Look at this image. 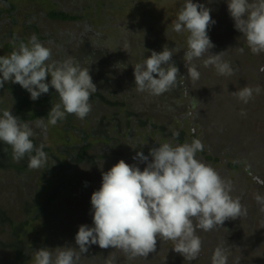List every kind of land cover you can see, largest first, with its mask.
<instances>
[{"label":"rangeland","instance_id":"obj_1","mask_svg":"<svg viewBox=\"0 0 264 264\" xmlns=\"http://www.w3.org/2000/svg\"><path fill=\"white\" fill-rule=\"evenodd\" d=\"M10 1L15 7L11 13L4 11L7 5L0 0V55L11 52L4 50L7 42L15 46L18 43L14 39L27 42L32 34H36L46 46L51 47L53 59L62 60L72 56L81 63L88 61L90 66H86L89 67L92 81L97 84L102 78L110 84L114 83L119 94L132 96V101L124 99L125 103L130 105V113H138L139 119H148V123L155 125H139L130 114L128 121L131 127L129 133H125L128 136L125 140L122 139L119 148L116 149L110 143L105 146L102 142L92 143L90 152L104 156L98 159L99 165L91 171H107L121 159L129 164L135 163L132 157L137 150L148 155L149 149L158 144L169 140L176 143V132L183 133L178 137L181 143H190L194 138L200 139L204 147L197 153V158L214 168L223 179L230 181L231 186L234 184L238 189H242L240 195L244 197V203L250 206L249 211L258 209L255 230L260 231L261 235L252 242L247 241V236L242 237V241H227L216 236L215 228L207 232L200 231L198 235L202 240V249L191 264H210L213 249L221 243L231 252L229 264H232L233 258L237 256L240 257V264H264V254H261L264 253V210L259 208L261 205L255 199L256 194L264 195V53L255 55L250 51L244 37L235 30L224 0L195 2L209 7L210 15L215 21V24L208 28V35L214 44L209 52L217 54L225 51L223 59L231 63L235 74L221 76L213 67H204L201 61H196L201 73L196 82H192L187 76L188 66L182 59L187 33L171 31L184 0ZM101 5L107 8L103 10ZM49 9L63 10L77 17L65 21L49 19L46 16ZM29 24L33 26L28 27ZM164 45L180 49L173 55L172 61L182 75L178 77L180 80L177 84L185 81L187 93L179 87L160 96L138 93L134 86L133 67L140 62L143 53L148 56L150 50L159 52ZM240 48H243V52L238 51ZM247 85L253 89L259 87L261 91H253L252 99L245 104L239 101L235 92ZM9 98L13 101L11 97H7L8 100ZM50 101L54 105L59 99L55 97ZM9 108L14 115L12 106ZM102 108H106V105H102ZM95 110L97 109L90 113ZM124 118L123 114L120 115L122 121ZM67 124L79 131L90 132L86 118L80 120L73 114L68 115L67 120L59 121L56 127L49 125L46 133L39 129H36V132L40 133L45 145L57 150L65 143L66 136L69 137L71 145L78 142V134L74 130H69L68 133L63 131ZM156 126L164 129H157ZM108 134H112V131H108ZM190 134L194 137H190ZM234 157L239 161H246L241 166L237 164V168L233 169L229 162ZM247 165H251L253 169L246 177L244 169ZM49 167L50 165L46 164L41 169L49 171L48 179L55 185L56 180L60 179L59 169ZM139 167L142 169L144 164ZM12 173L0 169V208L7 209L8 214L15 219L13 223L20 227L19 234L25 230L26 234L19 239L25 241L31 249L28 252V261L20 264H33V251L41 247H75L74 239L71 243L64 244L51 241L50 237L55 234L67 236L69 229L77 232L78 221L91 226L92 221L88 217L91 208L90 195L82 192L81 188L79 191L74 189L77 194L75 198L72 197V190L60 193L51 189L54 199L62 200V208L54 207V203L50 202L47 214L32 217L31 210H21L20 206L14 208L15 203H23L24 196L17 191V184H22L21 180L12 178ZM239 178H242L239 184L234 183V180ZM245 179L247 183L244 182ZM30 182L31 190L37 191L39 185L35 183H39V179L32 174ZM99 186V183L96 184V190ZM231 195L236 198L233 187ZM36 202H43L42 194L37 195ZM14 224H7L3 229L0 226V241L7 243L17 239L12 231ZM254 236L255 233H252L251 237ZM172 247V241L158 238L155 252L146 257L129 258L118 249H101L92 245L89 251L81 256L80 264H106L107 260L113 257L114 264H184L183 257L174 252ZM10 251L11 249L5 251L0 247V264H11L8 257Z\"/></svg>","mask_w":264,"mask_h":264},{"label":"clouds","instance_id":"obj_2","mask_svg":"<svg viewBox=\"0 0 264 264\" xmlns=\"http://www.w3.org/2000/svg\"><path fill=\"white\" fill-rule=\"evenodd\" d=\"M224 2L235 30L244 37L250 51L255 55L264 53V0ZM210 13L211 9L205 4L184 0L171 26V31L187 33L182 59L188 66L187 76L192 82L198 81L201 75L196 61H201L204 67H213L218 75L235 74L231 63L223 59L225 51L209 52L214 44L208 28L215 24ZM179 51L164 45L159 52L150 50L148 56L143 53L140 62L133 67L135 90L160 96L175 88L182 75L172 57ZM238 51L243 52V48ZM8 82L19 84L33 101L47 94L50 87L59 96V102L51 106L46 119L37 118L35 122L21 120L10 108H0V143L11 147L15 161L27 156V166L39 169L47 163L49 156L44 144L37 147L33 142L36 129L46 133L49 125L56 126L69 114L84 120L92 111L90 98L97 87L88 66H82L72 56L53 59L51 47L36 34H32L27 42L15 44L9 54L0 55V89ZM253 91L259 93L261 89L245 86L235 95L246 104L252 99ZM179 135V132L174 133L176 143L169 140L158 144L149 149L148 155L137 150L132 157L135 163L121 159L107 171H102L100 186L90 195L88 217L91 226L78 221L77 232L69 229L67 236L55 234L50 237L51 241L64 244L74 239L75 247H41L33 251V264H80L81 256L92 245L118 249L129 258L146 257L156 251L158 238L172 241L171 249L191 264L202 249L200 231H211L228 219L246 215L247 210L238 198L232 197L231 182L197 158V153L204 147L201 140L194 138L190 143H181ZM140 164H144L142 169ZM64 178L63 175L59 179L62 185L66 183ZM82 180L79 178V184ZM241 180L235 179L234 183L239 184ZM59 183L58 192L64 193ZM80 188L82 186L77 191ZM51 199L54 207L62 208V200H55L53 195ZM255 199L264 210V195L256 194ZM14 241L24 250L22 262L28 261L31 248L19 238ZM230 255L229 248L221 243L213 249L210 264H229ZM114 259L107 260L106 264H114ZM232 264H240V257H234Z\"/></svg>","mask_w":264,"mask_h":264},{"label":"trees","instance_id":"obj_3","mask_svg":"<svg viewBox=\"0 0 264 264\" xmlns=\"http://www.w3.org/2000/svg\"><path fill=\"white\" fill-rule=\"evenodd\" d=\"M2 3L7 5V9H5L4 11L7 10V12L11 13L10 11H13L15 9L13 3L10 0H2ZM101 6L103 7V10L107 8L105 5ZM46 16L49 19H56L61 21L74 20L77 17V15H71L63 10L58 9H49ZM32 26V24L28 25V27ZM10 34L12 33L10 32ZM14 41L19 43L20 39H14ZM13 47L14 44L7 42L5 44L4 50L12 51ZM81 64L82 66H86L88 64L90 66V63H88V61H83ZM179 80L180 78H178V81ZM93 83L96 85L97 91L90 98V103L92 105V110H97H95L93 113H90L86 117V122L88 124V128L90 129V132L86 133L84 130L79 131L77 129H74L69 124L65 125L63 127V131L68 133L69 130H74L78 134V142L74 145H71L69 137L66 136L64 140L65 143H63L57 150L53 149V147L50 148L49 146L45 145L40 133H37V135L33 137V142L37 147L40 144L45 145L44 150L49 156L46 164L50 165V169H59V178L63 175L65 176L63 182L65 181L66 183L64 185H62V182L59 183V179L57 178L58 180L55 179L56 182L54 186V184L48 179L49 171L42 170L41 168H29L27 166V156L19 162L15 161L12 158L11 147L0 143V169L9 173L13 172L12 178L19 179L22 182V184H17L19 186L17 191L24 196L23 203L21 205L19 202L15 203L14 208L20 206L21 210L29 209L32 211V217L38 214H47V207H49L50 202L52 201L51 198L53 192L51 191V189L58 192V183L59 188L62 189L63 192H65L66 190L74 191V194L72 196L73 198L76 197L77 194L75 193V190L77 191L79 186H82V192L91 195V193L96 190V184L101 183V173L92 172L91 170L97 168V166L99 165L98 159L103 158L104 156V154L101 155L100 153L90 152L92 143L102 142L104 146L110 143L112 146H115L116 149L119 148L122 143V139L125 140L128 136L125 135V133H129L131 127V124L128 121L130 114L133 115L135 121L138 122L139 125L145 126L149 124L151 126H155L152 123H148V119H145V121L139 119L138 113H130V105H128V103L126 104L124 99L132 101V96L119 94V90L117 89L118 87L115 86L114 83L110 84L108 80L102 78L97 82V84L94 81ZM247 86L251 87L250 85ZM6 96L11 97L12 99L16 96L13 99V101L16 103H12L13 101H11L10 98L8 100ZM55 97L59 99V96L58 94H56L55 89L51 87L49 88V92L47 94H42L35 101L30 98V94L19 84L8 82L5 84L4 88L0 89V105H2L1 108H4V106L7 108L12 106L11 110L14 111V115L18 116L21 120H25L28 122H34L37 118H46L48 111L52 106L50 99H54ZM102 105H106V108H102ZM122 114L125 117L124 121L120 119V115ZM150 114H152V111L150 112ZM67 118L68 115L66 117V120ZM156 128L162 130L164 129L161 126H156ZM108 131H112V134H108ZM122 131L124 133H121ZM182 134L183 133H180L179 137H181ZM190 137H194V135L190 134ZM91 138L96 140H91ZM71 139L73 141V137H71ZM51 150H54L55 152ZM98 150H100V148ZM53 161L55 162L54 164ZM245 161V159H241V161H239L238 158L234 157L229 162V166L233 169H236L237 164L241 166ZM252 169L253 168L251 167V165L246 166V168L244 169V174L246 175V177L248 172H251ZM32 174L33 176H35V178L37 177V179H39V183H35L39 185V189L37 191H32L29 185L31 183L30 177ZM81 177L84 180H82L79 184V178ZM41 181L42 183L40 184ZM244 182L247 183V180L245 179ZM250 185L251 182L249 183V187ZM232 186L234 188V196L239 199L241 205L246 208L249 213H246V215H243L240 218L237 217L236 219H228L221 226L215 227L216 236L227 239V241H232L234 239L242 241L244 239L241 238H246L247 236V241H255L261 235L260 231L255 230V225L257 222L256 214L258 212V209L256 210L253 208L251 211H249L250 206L244 203V197L240 195V191L242 189H238L234 185ZM38 194L43 195V202L41 204H38L36 202ZM259 208L262 210V206ZM13 222H15V219L8 214V210L0 208L1 228L3 229L7 224L12 226V224H14ZM17 225L14 224V226L12 227V231L15 237L20 238L26 233L25 230H22L21 234H19L18 232L20 231V227H17ZM252 233H255L254 237L250 236L252 235ZM0 247L5 251L11 249L10 253L8 254L9 259H11V264L23 263L22 260L25 259L23 254L24 250L20 245L15 243L14 239L8 241L7 243L0 241ZM183 262L184 264H186V261L183 260Z\"/></svg>","mask_w":264,"mask_h":264},{"label":"flooded vegetation","instance_id":"obj_4","mask_svg":"<svg viewBox=\"0 0 264 264\" xmlns=\"http://www.w3.org/2000/svg\"><path fill=\"white\" fill-rule=\"evenodd\" d=\"M178 86H184V88L182 87V91H183L184 93H187V91H188V87H187L186 85H184V83H183L182 81L180 82V84H177L176 87H178Z\"/></svg>","mask_w":264,"mask_h":264}]
</instances>
